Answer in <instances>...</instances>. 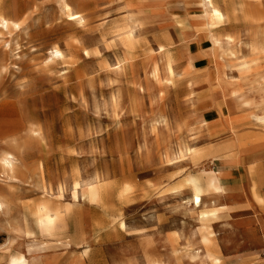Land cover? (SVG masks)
I'll list each match as a JSON object with an SVG mask.
<instances>
[{"label": "rangeland", "instance_id": "rangeland-1", "mask_svg": "<svg viewBox=\"0 0 264 264\" xmlns=\"http://www.w3.org/2000/svg\"><path fill=\"white\" fill-rule=\"evenodd\" d=\"M2 2L31 28L0 38V155L22 163L0 182V264L18 244L28 264H207L203 233L222 264H264V0H215L218 23L202 0H67L86 16L71 26L60 0ZM128 21L131 48L113 38ZM37 27L53 31L29 42ZM212 36L258 64L240 70ZM52 47L63 57L50 60ZM210 173L221 190L195 208L186 180ZM77 180L105 186L98 204L73 202ZM46 201L70 208L65 235L37 225Z\"/></svg>", "mask_w": 264, "mask_h": 264}, {"label": "bare ground", "instance_id": "bare-ground-1", "mask_svg": "<svg viewBox=\"0 0 264 264\" xmlns=\"http://www.w3.org/2000/svg\"><path fill=\"white\" fill-rule=\"evenodd\" d=\"M202 4L206 16H208L210 20L216 23L223 20V14L217 8L215 0H202ZM27 8V5L21 6L18 10H16V15H22L24 11L27 10ZM4 10V3L2 2V0H0V38L5 34V32L8 33L10 30H20L22 27H24V29L31 28V23L29 21L31 17L24 18L22 24H20L6 18ZM60 10L62 15L65 17L63 18V20L66 21L68 26H71L74 23L82 25L86 22V16L83 15L82 12L73 11L67 0H60ZM134 28V23L132 21H128L124 26L119 27L115 30L113 38L126 48L134 47L136 45ZM51 31H53V29L37 27V29L32 30V33H28L29 42H39L43 39L45 34H48ZM226 45L230 46V48H225ZM65 46L69 51L73 50L75 52L77 51V49H84L83 45L76 46L75 44L70 42H66ZM212 49L218 55L222 57H228L230 61H238L237 66L239 67V69L247 72L251 70L252 66L257 65L259 61L258 58L246 60L244 58L237 57V52L235 50V47H232V41L230 39H228L227 42L223 43L220 39L212 36ZM161 52L165 55V50L163 47H161ZM255 52L258 55H264V43L259 49L255 50ZM48 55L50 60H55L63 57L62 53L58 50L57 47L50 48L48 51ZM171 59L172 58L168 56L165 63L167 71L170 74L172 73ZM113 73H115L117 76L121 74V71H119V66L113 70ZM261 83H259V85H261ZM245 104L247 103L245 102ZM257 120L264 124V116L257 118ZM191 154L192 151L189 148H185L181 152L182 156ZM21 166L22 163H20V160H18V158H16L11 153L1 154L0 182L17 180L22 174ZM186 182L190 186L192 192L190 201L195 208L201 207L202 194L205 191L219 192L221 190L218 178L213 173L207 175L204 185H201L199 182H197V180L193 178H188ZM104 187L105 186L100 185L97 181H90L84 184L79 180L74 181L71 185L73 202L78 203L79 197H82L86 198V200L92 204H98L103 197V192L105 189ZM58 191L59 194H61L63 191V186L58 187ZM8 202L9 201L5 199V197L0 193V212H2L8 206ZM34 213L36 216L37 225L41 229V232L48 233L49 235H65L68 226L67 218L70 215V208L68 206H54L52 201H46L45 203L39 205L35 209ZM209 218L210 215L208 213H201V221L203 223H207L209 221ZM207 228V225L203 224L201 230L204 231ZM1 237L2 236L0 235V239ZM201 244L204 246V257L207 264H222L221 258L218 256V253L216 251V247L212 243L211 238L210 236H208V234H202ZM18 248L19 244L11 248L7 254L1 255L2 259H5L4 264H28L27 260L22 255L13 253L14 250ZM197 257L198 254L191 256L192 259H196ZM151 264L160 263L152 262Z\"/></svg>", "mask_w": 264, "mask_h": 264}]
</instances>
